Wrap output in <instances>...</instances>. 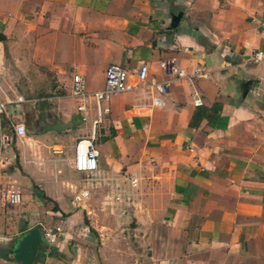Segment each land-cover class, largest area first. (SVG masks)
Wrapping results in <instances>:
<instances>
[{
  "label": "crops",
  "instance_id": "obj_1",
  "mask_svg": "<svg viewBox=\"0 0 264 264\" xmlns=\"http://www.w3.org/2000/svg\"><path fill=\"white\" fill-rule=\"evenodd\" d=\"M257 49L264 0H0V67L22 98L6 104L8 121L26 129L8 127L0 153V264H26L33 230L30 264H264ZM170 61L176 72L164 75L159 64ZM112 62L130 85L146 62L168 86L160 106L139 87L114 94L93 127V101L84 97L82 119L71 77L81 73L85 92L98 90ZM35 90L37 104L23 98ZM91 133L99 152L87 177L72 169L77 140L69 158L60 152ZM4 187H17L20 201L4 204ZM56 226L47 241L42 231Z\"/></svg>",
  "mask_w": 264,
  "mask_h": 264
},
{
  "label": "built area",
  "instance_id": "obj_2",
  "mask_svg": "<svg viewBox=\"0 0 264 264\" xmlns=\"http://www.w3.org/2000/svg\"><path fill=\"white\" fill-rule=\"evenodd\" d=\"M250 59L257 62L264 68V49H257L251 52ZM159 67L164 75H169L171 72H176V69L172 67L171 61L169 63L161 62ZM135 75L136 83L135 85H130L128 81L129 72L123 67L119 66L118 63L112 62L108 63L104 68V84L100 89L94 90L92 92L86 93L84 89L85 78L80 73H74L71 77V85L68 88V96L75 100L77 112L82 114V119L86 118V104H84V97L88 96L92 99L94 104V110L96 116L92 119V126L99 124L104 119L105 115L109 113V106L107 101L116 93L131 89L133 87H139L144 92L148 91L150 95V102L155 106H160L161 96L165 93L168 86V79H158L154 74L148 69V64L142 62L139 64ZM198 72V71H197ZM15 99L21 100L19 94L16 95ZM10 100H0V116L4 115L8 117L6 104ZM193 104L195 106L201 104L198 97L193 98ZM9 129L13 131L14 134L22 136L26 132L25 126L19 120L9 123ZM8 134L4 131V127L0 128V153L5 152L9 146ZM98 148L95 143L94 133L89 135H81L75 143V152L72 156V169L77 172L86 173L87 177L92 174L97 166ZM7 159L2 156L0 158V165L4 164ZM134 179L132 180V182ZM3 198L11 204H16L20 201L19 189L4 187L3 188ZM87 195V190L85 187L80 189V191L74 195L75 200H80L83 196ZM59 227L56 226L53 230H43L42 236L49 242L56 239ZM79 235V234H78Z\"/></svg>",
  "mask_w": 264,
  "mask_h": 264
},
{
  "label": "rangeland",
  "instance_id": "obj_3",
  "mask_svg": "<svg viewBox=\"0 0 264 264\" xmlns=\"http://www.w3.org/2000/svg\"><path fill=\"white\" fill-rule=\"evenodd\" d=\"M8 73H6V70L4 67H0V80H5V84L3 86V90H0V100H10V99H14V97H16V95L14 94L16 91H21L20 89V84L18 82H15L14 85L12 83H10L7 80ZM36 94L34 93L31 96H27L26 98L23 96V98L25 100L30 99L32 102L34 103H38V100H36L40 94L37 93V90H35ZM11 94V95H10ZM38 94V95H37ZM10 122L8 121V118L4 117V116H0V128L4 127V131L6 133H10L8 130L9 124ZM82 134H86L85 132H83ZM81 135V134H80ZM75 138H70L69 141L65 140L64 141V148L62 150V152H60V156L64 159L69 158V156L71 155V152L73 151V145L75 143V141L78 139V137L74 136ZM97 143V142H96ZM59 148V147H58ZM1 173V172H0ZM5 203L4 204H8L10 205L11 203L7 202L6 200H4ZM3 201V202H4Z\"/></svg>",
  "mask_w": 264,
  "mask_h": 264
},
{
  "label": "water",
  "instance_id": "obj_4",
  "mask_svg": "<svg viewBox=\"0 0 264 264\" xmlns=\"http://www.w3.org/2000/svg\"><path fill=\"white\" fill-rule=\"evenodd\" d=\"M71 123L70 122H65V123H49L48 125H46L44 127V129H52V130H63L65 128H67ZM29 240L26 243V251L23 252V254L21 255L22 260L26 263V264H30L33 254L37 249V241H38V237H37V232L35 230H33L30 234H29Z\"/></svg>",
  "mask_w": 264,
  "mask_h": 264
},
{
  "label": "trees",
  "instance_id": "obj_5",
  "mask_svg": "<svg viewBox=\"0 0 264 264\" xmlns=\"http://www.w3.org/2000/svg\"><path fill=\"white\" fill-rule=\"evenodd\" d=\"M216 105H218V104L215 103V107H216ZM198 115H199L198 112L193 114V118H191L190 124H193V123L195 124L197 122V120L200 118V116H198Z\"/></svg>",
  "mask_w": 264,
  "mask_h": 264
}]
</instances>
